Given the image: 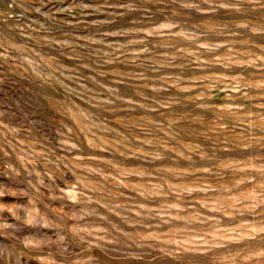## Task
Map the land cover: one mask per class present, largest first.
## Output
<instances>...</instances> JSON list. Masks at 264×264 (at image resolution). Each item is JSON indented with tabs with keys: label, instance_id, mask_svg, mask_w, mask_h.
I'll list each match as a JSON object with an SVG mask.
<instances>
[{
	"label": "rangeland",
	"instance_id": "1",
	"mask_svg": "<svg viewBox=\"0 0 264 264\" xmlns=\"http://www.w3.org/2000/svg\"><path fill=\"white\" fill-rule=\"evenodd\" d=\"M0 264H264V0H0Z\"/></svg>",
	"mask_w": 264,
	"mask_h": 264
}]
</instances>
